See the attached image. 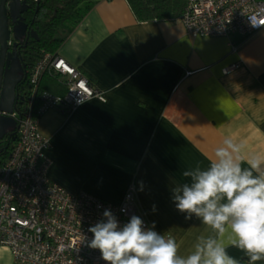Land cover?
<instances>
[{
  "label": "crops",
  "instance_id": "0c3cea01",
  "mask_svg": "<svg viewBox=\"0 0 264 264\" xmlns=\"http://www.w3.org/2000/svg\"><path fill=\"white\" fill-rule=\"evenodd\" d=\"M58 55L105 101L41 118L49 179L113 205L135 184L142 216L175 238L179 256L198 238L214 236L176 210L172 189L183 171L206 167L225 138L243 143L245 158L264 157V28L247 37H194L178 19L143 22L127 0H101ZM59 85L47 91L63 94ZM227 251L246 258L234 247ZM0 264H13L9 249L0 248Z\"/></svg>",
  "mask_w": 264,
  "mask_h": 264
},
{
  "label": "built area",
  "instance_id": "2783aa9c",
  "mask_svg": "<svg viewBox=\"0 0 264 264\" xmlns=\"http://www.w3.org/2000/svg\"><path fill=\"white\" fill-rule=\"evenodd\" d=\"M178 20L194 37H247L264 28V0H188ZM47 74L57 76L63 94L40 88ZM28 85L29 93L12 113L0 112L18 125L10 154L0 163V248L10 250L13 264H107L83 236L92 238L88 229L106 209L121 225L137 215L151 228L137 206L135 184L127 188L119 205L68 192L48 177L49 140L39 130L41 118L50 111L67 116L88 100L105 98L58 54H42L28 72Z\"/></svg>",
  "mask_w": 264,
  "mask_h": 264
},
{
  "label": "clouds",
  "instance_id": "9594fccd",
  "mask_svg": "<svg viewBox=\"0 0 264 264\" xmlns=\"http://www.w3.org/2000/svg\"><path fill=\"white\" fill-rule=\"evenodd\" d=\"M243 148L225 138L206 167L183 171V182L173 187V203L185 220L196 218L215 233L198 238L188 255H177L175 238L156 231L154 222L146 228L132 215L121 225L107 209L83 241L107 264H242L229 247L245 253L246 264L264 261V157L245 158Z\"/></svg>",
  "mask_w": 264,
  "mask_h": 264
},
{
  "label": "trees",
  "instance_id": "16d2710c",
  "mask_svg": "<svg viewBox=\"0 0 264 264\" xmlns=\"http://www.w3.org/2000/svg\"><path fill=\"white\" fill-rule=\"evenodd\" d=\"M101 0H27L28 8L21 19L37 39L29 38L18 46L19 56L26 68V78L17 93L25 97L29 93L28 72L43 53L58 54V50L85 15ZM188 0H127L136 19L143 22L178 19L183 14ZM46 90L59 87L57 76H44ZM16 140L12 133L0 142V163L10 154ZM246 258L242 264H246ZM257 264H264L262 261Z\"/></svg>",
  "mask_w": 264,
  "mask_h": 264
},
{
  "label": "water",
  "instance_id": "95a60500",
  "mask_svg": "<svg viewBox=\"0 0 264 264\" xmlns=\"http://www.w3.org/2000/svg\"><path fill=\"white\" fill-rule=\"evenodd\" d=\"M27 9L21 0H0V112L12 113L19 97L17 89L26 78L18 46L26 44L29 38L37 39L29 31L20 15ZM9 41H12L9 44ZM18 128L16 120L0 115V140L11 135Z\"/></svg>",
  "mask_w": 264,
  "mask_h": 264
},
{
  "label": "flooded vegetation",
  "instance_id": "af4514ba",
  "mask_svg": "<svg viewBox=\"0 0 264 264\" xmlns=\"http://www.w3.org/2000/svg\"><path fill=\"white\" fill-rule=\"evenodd\" d=\"M21 1H24V2L26 3V5H27V8H28V3H27V0H21ZM33 2H36V3H38V2H39V0H33ZM26 10H27V9H26ZM26 10H25V11H26ZM25 11H24V12H25ZM24 12H23V13H24ZM21 16H22V14L20 15V17H19V18H21ZM21 20H22V19H21Z\"/></svg>",
  "mask_w": 264,
  "mask_h": 264
}]
</instances>
